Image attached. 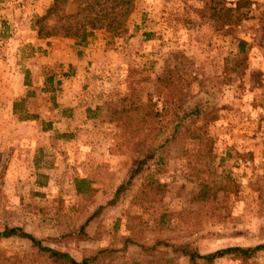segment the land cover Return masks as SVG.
I'll use <instances>...</instances> for the list:
<instances>
[{
	"label": "rangeland",
	"instance_id": "1",
	"mask_svg": "<svg viewBox=\"0 0 264 264\" xmlns=\"http://www.w3.org/2000/svg\"><path fill=\"white\" fill-rule=\"evenodd\" d=\"M134 1L127 34L98 29L77 45L38 37L34 17L52 0H0V228L21 227L76 259L115 249L102 264H188L159 254L163 245L140 246L157 239L201 253L264 242V0L222 27L201 0ZM65 38L73 42L58 53ZM170 71L173 87L159 80ZM164 93L208 113L199 123L212 151L196 160L197 144L179 139L156 174L166 184L161 198L137 196L140 178L116 193L137 159L119 117L126 98L150 97L161 109ZM204 177L212 191L198 199ZM78 178L88 191L77 192ZM0 264L46 263L13 237L0 240ZM213 264H264V253Z\"/></svg>",
	"mask_w": 264,
	"mask_h": 264
},
{
	"label": "trees",
	"instance_id": "2",
	"mask_svg": "<svg viewBox=\"0 0 264 264\" xmlns=\"http://www.w3.org/2000/svg\"><path fill=\"white\" fill-rule=\"evenodd\" d=\"M201 1L202 13L213 19L216 27L238 25L242 19L247 18L252 3V0H235V5L232 6L226 5L224 0ZM70 3H73V7H69ZM134 6V0H52L44 13L34 17L33 26L39 38L61 35L74 39L77 45H84L98 29L106 31L113 37L127 34V20ZM175 77L176 74L170 71L159 80L167 87H173L172 82ZM160 97L161 109L156 107L150 97L142 101L131 95L126 98L127 104L119 117L125 135L131 137L126 140L137 159L132 169L124 175L116 193L120 189L130 188L137 183V178H140L136 189L137 196L143 200L149 197L153 200L161 198L166 190V184L161 182L156 174L161 172L165 162L164 152L171 143L179 139H190L197 144L194 155L196 160L202 161L201 155L209 156L212 151L213 138L199 123L201 114L208 117V113L202 111L200 104H187L185 95L181 93L180 95L164 93L160 94ZM132 138L136 140H131ZM202 173H205L203 168ZM205 179H201L198 183L200 186L198 199L205 198L212 191L207 178ZM75 187L78 193L86 192L89 190V181L85 178L75 179ZM99 209L100 207L88 216L80 229L85 227ZM13 237L27 239L34 255L43 259L46 264H102L112 260L116 252L115 249L103 247L90 255L76 259L68 251L45 245L42 239L24 231L21 227L5 225L0 228V240ZM159 245L168 249L167 251L163 249L164 251L159 254L166 253L171 257L184 256L188 259V264H213L217 259L225 256L245 263L260 252L264 253V242L249 246H227L207 253H201L191 242L168 243L157 239L150 246H140L146 251L153 252Z\"/></svg>",
	"mask_w": 264,
	"mask_h": 264
},
{
	"label": "crops",
	"instance_id": "3",
	"mask_svg": "<svg viewBox=\"0 0 264 264\" xmlns=\"http://www.w3.org/2000/svg\"><path fill=\"white\" fill-rule=\"evenodd\" d=\"M51 40H55V38L54 39H51ZM59 39H56L55 41L57 42ZM64 41H62V43H60L58 46H56L54 49L55 50H57V49H59L58 50V53H60V49L61 48H64V47H67V45H66V43L65 42H68V44H69V42L71 43V42H73V40H71V39H63ZM57 45V44H56ZM70 49V48H69ZM64 51L66 52L67 51V49H64ZM64 51H63V53H64ZM81 52V51H80ZM80 54V53H79ZM76 63H77V60H76ZM78 69H80V67H78Z\"/></svg>",
	"mask_w": 264,
	"mask_h": 264
}]
</instances>
